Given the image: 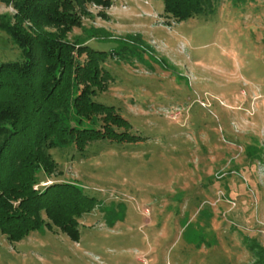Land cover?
Masks as SVG:
<instances>
[{"label": "rangeland", "instance_id": "rangeland-1", "mask_svg": "<svg viewBox=\"0 0 264 264\" xmlns=\"http://www.w3.org/2000/svg\"><path fill=\"white\" fill-rule=\"evenodd\" d=\"M109 1L76 9L63 39L107 53L93 99L136 137L50 149L55 172L39 180L72 182L92 206L75 235L0 233V264H263L264 0H217L181 21L163 0ZM20 58L0 30V62Z\"/></svg>", "mask_w": 264, "mask_h": 264}, {"label": "trees", "instance_id": "trees-1", "mask_svg": "<svg viewBox=\"0 0 264 264\" xmlns=\"http://www.w3.org/2000/svg\"><path fill=\"white\" fill-rule=\"evenodd\" d=\"M90 1L111 5L109 0H0L15 9L14 22L0 14V30L21 53L20 59L0 62V233L8 240L51 223L75 235L78 219L92 206L93 198L72 182L41 180L45 184L37 186L40 172H55L50 149L74 145L82 151L99 139L136 137L117 130L127 125L113 106L93 99L108 77L101 65L107 53L63 39L71 27H80L76 9ZM216 1L163 0L164 14L175 21L210 15ZM254 255L264 264L263 248Z\"/></svg>", "mask_w": 264, "mask_h": 264}]
</instances>
